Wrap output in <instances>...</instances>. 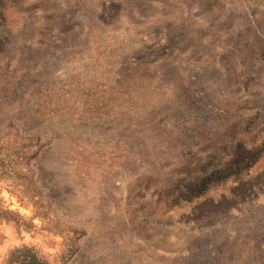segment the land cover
Returning <instances> with one entry per match:
<instances>
[{
    "label": "rangeland",
    "instance_id": "obj_1",
    "mask_svg": "<svg viewBox=\"0 0 264 264\" xmlns=\"http://www.w3.org/2000/svg\"><path fill=\"white\" fill-rule=\"evenodd\" d=\"M0 145V264H264V0H0Z\"/></svg>",
    "mask_w": 264,
    "mask_h": 264
},
{
    "label": "trees",
    "instance_id": "obj_2",
    "mask_svg": "<svg viewBox=\"0 0 264 264\" xmlns=\"http://www.w3.org/2000/svg\"><path fill=\"white\" fill-rule=\"evenodd\" d=\"M2 152L7 153V155H11L7 157L8 161L11 162L12 158L14 157V163L19 159L22 154L26 155V152L16 148V151L9 150V146L0 145V154ZM24 155V156H25ZM23 156V155H22ZM5 160L4 157H0V164ZM73 248H70L68 251L66 258L73 252ZM10 262L12 264H51L49 263L47 257L41 254L37 249L33 246L28 245H21L17 246L9 251Z\"/></svg>",
    "mask_w": 264,
    "mask_h": 264
}]
</instances>
